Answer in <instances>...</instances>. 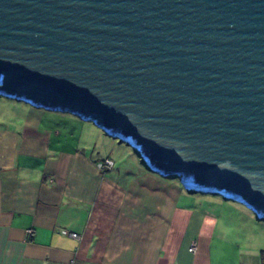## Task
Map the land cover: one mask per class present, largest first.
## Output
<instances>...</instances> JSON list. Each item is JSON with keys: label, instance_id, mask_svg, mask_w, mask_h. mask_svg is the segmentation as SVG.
Listing matches in <instances>:
<instances>
[{"label": "water", "instance_id": "water-1", "mask_svg": "<svg viewBox=\"0 0 264 264\" xmlns=\"http://www.w3.org/2000/svg\"><path fill=\"white\" fill-rule=\"evenodd\" d=\"M0 95L264 220V0H0Z\"/></svg>", "mask_w": 264, "mask_h": 264}, {"label": "crops", "instance_id": "crops-1", "mask_svg": "<svg viewBox=\"0 0 264 264\" xmlns=\"http://www.w3.org/2000/svg\"><path fill=\"white\" fill-rule=\"evenodd\" d=\"M53 113L0 107V264H264L263 239L215 216L219 203L189 206L136 161L102 168L101 135Z\"/></svg>", "mask_w": 264, "mask_h": 264}, {"label": "rangeland", "instance_id": "rangeland-1", "mask_svg": "<svg viewBox=\"0 0 264 264\" xmlns=\"http://www.w3.org/2000/svg\"><path fill=\"white\" fill-rule=\"evenodd\" d=\"M55 114H57V112L53 113V115ZM65 114L71 118L82 120L80 117L75 116L72 113L67 112ZM82 121L83 123H86L87 125L93 127L97 131V133L101 135V140L97 139L96 137L92 138V140L94 143H97L98 147L105 151L107 155H110V157L112 158V160H110L113 161L114 164L116 163L117 166L122 165L125 168L130 167L131 170L133 169L135 171V167H137L135 165L136 161L139 165L143 166V170L146 171V173L157 177L164 183H175L176 186L184 189L189 194V197L187 200L182 199V201L187 202V204L191 207L200 209L201 206H204L207 209V201H214L216 203H219L221 206L215 207V209H211V211L214 212L215 216H219L222 221L226 223L228 222L232 227L239 229L240 233L242 234L251 232L258 241H261L263 239L264 244V220H260L256 212L250 207L240 201L226 199L225 196L216 193H208L204 191L190 193L185 188L180 178L170 176L165 177L164 175L155 174L153 171L149 170L143 158L140 157V154H138L134 150V146L132 144L122 141L120 138L109 135L103 128L97 126L95 123H92L90 121L85 122L84 120ZM74 133H77L76 136L83 134L85 137H88V132H84V130H74ZM104 139L107 140V143L103 141ZM131 156L134 157V161L132 160ZM200 197L203 198V201H200ZM228 206L234 207L235 210L228 208ZM242 213L247 214V216L251 218V221L253 223L251 224Z\"/></svg>", "mask_w": 264, "mask_h": 264}, {"label": "trees", "instance_id": "trees-1", "mask_svg": "<svg viewBox=\"0 0 264 264\" xmlns=\"http://www.w3.org/2000/svg\"><path fill=\"white\" fill-rule=\"evenodd\" d=\"M26 104L25 102L21 101V100H17V99H12L9 97H6L4 95H0V107L5 108V107H9V106H21ZM59 116L63 117L64 119L62 120V122H70V121H74L77 120L76 118H71L69 116H67L65 113H57L54 115V117L58 118Z\"/></svg>", "mask_w": 264, "mask_h": 264}, {"label": "built area", "instance_id": "built-area-1", "mask_svg": "<svg viewBox=\"0 0 264 264\" xmlns=\"http://www.w3.org/2000/svg\"><path fill=\"white\" fill-rule=\"evenodd\" d=\"M113 164H114L113 161H111L110 159H106V160L104 161V163L101 164V167H102V168H105V167H106V168H107V167H112ZM28 233H29L30 236H34V230H33V229L29 230ZM62 233H63V234L70 235L71 237L76 238V239H78V238L80 237L77 233H70V232L65 231V230H64ZM191 250H194V247H192Z\"/></svg>", "mask_w": 264, "mask_h": 264}]
</instances>
